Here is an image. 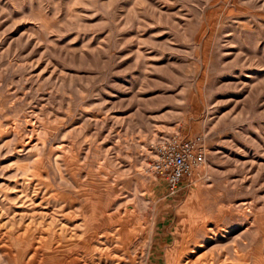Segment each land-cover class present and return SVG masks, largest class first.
Returning a JSON list of instances; mask_svg holds the SVG:
<instances>
[{
	"label": "rangeland",
	"instance_id": "obj_1",
	"mask_svg": "<svg viewBox=\"0 0 264 264\" xmlns=\"http://www.w3.org/2000/svg\"><path fill=\"white\" fill-rule=\"evenodd\" d=\"M0 264H264V0H0Z\"/></svg>",
	"mask_w": 264,
	"mask_h": 264
},
{
	"label": "built area",
	"instance_id": "obj_2",
	"mask_svg": "<svg viewBox=\"0 0 264 264\" xmlns=\"http://www.w3.org/2000/svg\"><path fill=\"white\" fill-rule=\"evenodd\" d=\"M153 152L150 170L163 181L165 192L171 196L206 160L201 136L174 135L157 144Z\"/></svg>",
	"mask_w": 264,
	"mask_h": 264
},
{
	"label": "bare ground",
	"instance_id": "obj_3",
	"mask_svg": "<svg viewBox=\"0 0 264 264\" xmlns=\"http://www.w3.org/2000/svg\"><path fill=\"white\" fill-rule=\"evenodd\" d=\"M211 261V260H210Z\"/></svg>",
	"mask_w": 264,
	"mask_h": 264
}]
</instances>
